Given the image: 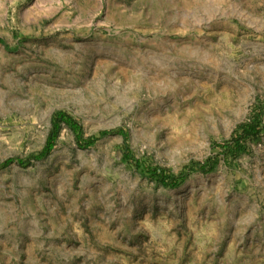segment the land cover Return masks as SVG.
Segmentation results:
<instances>
[{"label": "rangeland", "instance_id": "obj_1", "mask_svg": "<svg viewBox=\"0 0 264 264\" xmlns=\"http://www.w3.org/2000/svg\"><path fill=\"white\" fill-rule=\"evenodd\" d=\"M255 112L264 0H0V264H264Z\"/></svg>", "mask_w": 264, "mask_h": 264}, {"label": "trees", "instance_id": "obj_2", "mask_svg": "<svg viewBox=\"0 0 264 264\" xmlns=\"http://www.w3.org/2000/svg\"><path fill=\"white\" fill-rule=\"evenodd\" d=\"M260 114V113H259ZM258 113H253L251 115L250 121L240 125L235 131L230 141L219 143L217 145L218 148H221L223 150H229L231 154L238 155L243 152L244 150V144L249 141H255L260 140L262 134L264 133V124L261 121V115ZM66 124L68 126H72L74 128H77L75 125L74 120L64 114V113H58L54 116L53 119V129L50 132L49 138L47 140L45 148L39 152L36 155H33L34 160H42L45 158L55 147L56 140L59 135V130L61 124ZM96 137H91L88 140L84 141V144L87 146H92L96 142ZM217 162L212 159H208L206 163L202 164H195L193 166H189L182 171L181 175L178 177H171V176H162L156 171L153 173L155 178H158L159 181L169 187H177L181 185L186 176V171H195V170H201L203 172H210L213 171L216 167Z\"/></svg>", "mask_w": 264, "mask_h": 264}]
</instances>
